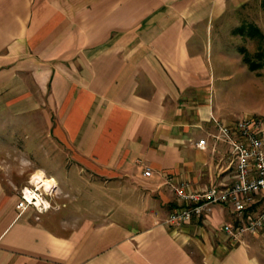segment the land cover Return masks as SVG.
<instances>
[{
	"label": "crops",
	"instance_id": "0c3cea01",
	"mask_svg": "<svg viewBox=\"0 0 264 264\" xmlns=\"http://www.w3.org/2000/svg\"><path fill=\"white\" fill-rule=\"evenodd\" d=\"M252 1L0 0V114L39 119L77 165L43 167L40 206L0 180V264H264V229L233 240L227 207L164 223L174 184L233 179L213 119H264V65L242 48L258 35L231 17Z\"/></svg>",
	"mask_w": 264,
	"mask_h": 264
},
{
	"label": "built area",
	"instance_id": "2783aa9c",
	"mask_svg": "<svg viewBox=\"0 0 264 264\" xmlns=\"http://www.w3.org/2000/svg\"><path fill=\"white\" fill-rule=\"evenodd\" d=\"M213 120L216 132L211 138L214 143L226 144L229 164L234 166L233 179L228 184H212L200 189L184 182L174 184L175 196L181 204L167 215L164 223L180 226L194 217L206 216L214 205H221L229 208L231 214V220L223 224L222 231L233 240H239L244 234L256 235L264 229V119L242 117L231 125ZM195 145L204 149L206 139H199ZM143 174L149 176V168ZM25 188L17 204L20 208L34 204L32 198L27 199Z\"/></svg>",
	"mask_w": 264,
	"mask_h": 264
},
{
	"label": "rangeland",
	"instance_id": "374dc122",
	"mask_svg": "<svg viewBox=\"0 0 264 264\" xmlns=\"http://www.w3.org/2000/svg\"><path fill=\"white\" fill-rule=\"evenodd\" d=\"M231 17L239 20L240 27L254 25L258 28L260 35L257 34V40L247 44V40L244 39L242 48L245 49L246 55L261 61L264 65V9L260 5V0L252 1L234 17ZM228 20H230V24H233V20ZM257 24L260 26L258 27ZM245 46L248 48L246 49ZM258 53L261 54V58H257ZM26 119L24 116H18L13 122L14 119L0 114V180L4 186L14 188L18 197L21 190L26 187V191L28 189L34 191L40 199L47 198L52 193V189L49 191L43 188L37 189L32 184L33 176L41 171L45 177H48V172L44 171L43 167L55 169L57 166L77 165L72 163V159L63 148L46 137L45 125H42L39 119L33 118L34 120L31 122H26L28 121ZM54 183L53 180V186ZM86 192H88V185L81 182L77 186L62 187L59 194L64 195L66 200H73V195L79 193L84 195ZM77 203L81 210H91L95 206L94 202H90L88 199ZM99 205L96 204V207Z\"/></svg>",
	"mask_w": 264,
	"mask_h": 264
},
{
	"label": "bare ground",
	"instance_id": "6f19581e",
	"mask_svg": "<svg viewBox=\"0 0 264 264\" xmlns=\"http://www.w3.org/2000/svg\"><path fill=\"white\" fill-rule=\"evenodd\" d=\"M44 175H45V174H44ZM44 175L42 174L41 171H38V172L33 176V178H32V184H34V185L36 186L37 189H38V188H43V189L49 191V190L52 189L53 181H52V180H49V179L46 178ZM26 189H27V188H26ZM26 189H25V195H26L27 199H28L30 196H32V197H31L32 200H33L34 198H36L35 201L37 202V205H38V206L42 205V202H43V201H41V199H40L39 197H37L36 193H34V191H32V190H30V189H28V190L26 191ZM45 205L47 206V203H46V202H45Z\"/></svg>",
	"mask_w": 264,
	"mask_h": 264
},
{
	"label": "trees",
	"instance_id": "16d2710c",
	"mask_svg": "<svg viewBox=\"0 0 264 264\" xmlns=\"http://www.w3.org/2000/svg\"><path fill=\"white\" fill-rule=\"evenodd\" d=\"M260 5L264 9V0H260ZM241 29L243 30V27H241ZM247 30H248L247 35H254V34L260 35L258 28L254 25H247ZM246 54L247 53L245 52L244 56H243V61H244V63H246V65L249 67V69L254 70V69H258L262 66L261 61L255 60V58H253L249 55H246ZM257 58H261V54L258 53Z\"/></svg>",
	"mask_w": 264,
	"mask_h": 264
}]
</instances>
